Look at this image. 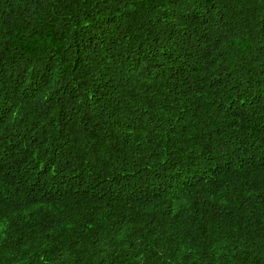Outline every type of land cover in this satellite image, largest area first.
<instances>
[{
    "label": "trees",
    "instance_id": "obj_1",
    "mask_svg": "<svg viewBox=\"0 0 264 264\" xmlns=\"http://www.w3.org/2000/svg\"><path fill=\"white\" fill-rule=\"evenodd\" d=\"M0 264H264V0H0Z\"/></svg>",
    "mask_w": 264,
    "mask_h": 264
}]
</instances>
